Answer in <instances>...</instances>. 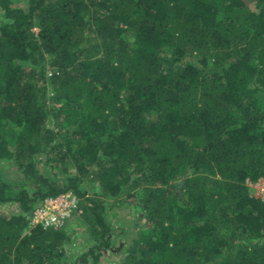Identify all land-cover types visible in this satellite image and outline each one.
Here are the masks:
<instances>
[{
  "label": "trees",
  "instance_id": "16d2710c",
  "mask_svg": "<svg viewBox=\"0 0 264 264\" xmlns=\"http://www.w3.org/2000/svg\"><path fill=\"white\" fill-rule=\"evenodd\" d=\"M260 178L264 0H0V264H100L108 200L140 188L120 264H264ZM69 190L94 241L81 259L71 219L29 229Z\"/></svg>",
  "mask_w": 264,
  "mask_h": 264
},
{
  "label": "rangeland",
  "instance_id": "374dc122",
  "mask_svg": "<svg viewBox=\"0 0 264 264\" xmlns=\"http://www.w3.org/2000/svg\"><path fill=\"white\" fill-rule=\"evenodd\" d=\"M35 31H38V29L35 28ZM53 96L54 93L50 92L48 98L50 106L58 107L60 104L56 101V99L54 100L52 99ZM65 138L66 137H63L60 138L59 140H65ZM40 159L43 160H41V162L39 163V167L41 168V171L44 174H49L51 176H54L57 181L63 180L65 178V174L61 172L59 168H55L54 170H51L49 168H44V162H45L44 159L47 158L41 155ZM49 160L51 161V159ZM1 166L4 169V166H6V164L4 163ZM259 180H261L260 183ZM251 183L255 184L253 186L248 185L251 189V193L264 198V193L261 191V188L264 186V178H260L257 181ZM80 188L86 194L89 195H95L101 191V187L95 181L84 180ZM141 197H142V192L140 188L136 190V194L134 195V197L128 199L126 202H125V198L124 200L122 198L117 201L108 200L106 204L107 206L106 214L112 223L111 225L114 227V233L116 235L113 236L110 247L104 249L103 254L100 256V264H120L122 261H124V257L130 253V247L133 243V240L136 237V235L140 232V230L144 227L146 221L142 215V211L140 210L141 203L139 204V210L137 209L138 211L131 210L129 204L133 202L135 199ZM1 211L4 214L9 215L17 212L18 207L17 204L7 203L1 207ZM81 214H83V212L79 214L77 213L73 214V216L70 218L71 219L70 222H73L72 229L74 228V234L72 235L70 243L66 247H67V254L71 258L81 259L80 256L83 252L87 251V246H89L90 243L94 242L93 239H90L88 237L89 234L84 225L74 226L75 224L74 218L76 216H80ZM32 228L34 227L29 225V229ZM89 260L91 261L92 258L90 257Z\"/></svg>",
  "mask_w": 264,
  "mask_h": 264
},
{
  "label": "built area",
  "instance_id": "2783aa9c",
  "mask_svg": "<svg viewBox=\"0 0 264 264\" xmlns=\"http://www.w3.org/2000/svg\"><path fill=\"white\" fill-rule=\"evenodd\" d=\"M261 180H259V183ZM247 183L250 186L255 185L251 181ZM261 191L264 193V186L261 188ZM82 212L83 209L80 206L79 196L69 190L55 196L44 198L28 218L29 225L32 227L42 226L45 229H57L63 227L73 214Z\"/></svg>",
  "mask_w": 264,
  "mask_h": 264
}]
</instances>
